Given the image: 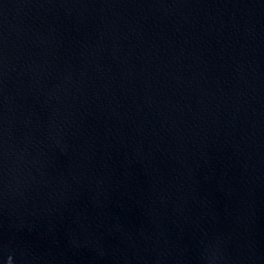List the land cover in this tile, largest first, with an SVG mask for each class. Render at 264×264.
Wrapping results in <instances>:
<instances>
[{"label":"water","instance_id":"95a60500","mask_svg":"<svg viewBox=\"0 0 264 264\" xmlns=\"http://www.w3.org/2000/svg\"><path fill=\"white\" fill-rule=\"evenodd\" d=\"M0 264H264V0H0Z\"/></svg>","mask_w":264,"mask_h":264}]
</instances>
